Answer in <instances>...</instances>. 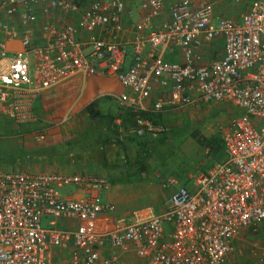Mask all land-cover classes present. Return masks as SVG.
<instances>
[{
	"label": "built area",
	"instance_id": "built-area-1",
	"mask_svg": "<svg viewBox=\"0 0 264 264\" xmlns=\"http://www.w3.org/2000/svg\"><path fill=\"white\" fill-rule=\"evenodd\" d=\"M139 1L142 19L126 28L127 0H0V116L37 125L39 96L76 74L116 77L121 110H143L157 83L153 112L222 102L240 110L220 126L224 158L211 159L193 188L166 179L163 188L173 189L162 213L144 206L105 222L115 211L102 197L107 176L0 167V264H114L127 250L147 264H228L239 233L261 227L264 0H251L239 17H218L212 2ZM218 38L224 51L209 57L204 46ZM176 49L181 62L168 57ZM54 249L69 257L56 259Z\"/></svg>",
	"mask_w": 264,
	"mask_h": 264
},
{
	"label": "crops",
	"instance_id": "crops-1",
	"mask_svg": "<svg viewBox=\"0 0 264 264\" xmlns=\"http://www.w3.org/2000/svg\"><path fill=\"white\" fill-rule=\"evenodd\" d=\"M251 0H241L239 3H233L230 0H195L197 3L202 2H212L215 7V13L219 16H231V17H239L241 12L248 7L249 2ZM171 4L168 1L167 6L169 7ZM143 10L141 8V4L139 0H127L126 2V15L124 18V24L126 28H129L136 21H140L142 19ZM70 18V17H69ZM121 38L126 41V43L130 46L131 35L126 33L121 34ZM205 54L209 57H215L222 55L224 51V45L221 38L214 40L210 46H204ZM168 57L175 61H182V53L180 49H176L174 52L170 53ZM155 91L151 95L150 98L146 99L142 102L141 107L143 110L149 111L151 110V106L158 95H161L162 89L159 84L155 83L154 85ZM125 91V88L117 81L114 76H103V75H81L76 74L70 77L68 81L65 83L49 89L43 92L36 103L37 111L41 110V104L45 109L51 107L52 105H57L59 101L65 102L63 109L72 110L74 113L87 111V107L94 100H97L98 103H101L100 98L105 101L114 102L116 110H119V106L116 100L113 98V95H117ZM61 103V102H60ZM201 107H185V108H177V109H166L161 115H165L167 113H172L181 109H198ZM85 114V113H84ZM41 118L40 123L34 126H23L20 127L24 133L22 134L25 139V149L23 161L17 160L12 163V167L9 168H19L28 171L34 172H51L56 170L62 171H70V172H80L79 169L81 167L92 166L91 159L96 160L99 159L102 164L100 157V143L96 137L92 138L87 136V140H84L81 137L84 132L80 130L77 132L78 137H64L62 140L59 136H50L47 134L48 131L53 130L54 128H47L48 126H44L45 119H43L42 115L39 113ZM230 118L232 120L235 118ZM46 124V123H45ZM94 122L92 121V125ZM66 127V126H65ZM64 127V128H65ZM90 127V126H89ZM82 128V127H81ZM93 131V128H91ZM64 132V130H63ZM81 135H80V134ZM91 134V131H89ZM67 133L66 135H68ZM75 136V135H74ZM203 150V149H202ZM48 151V153H46ZM52 151V153H51ZM200 151H198L199 154ZM203 152L206 151L205 149ZM94 157V158H93ZM98 157V158H97ZM72 161L69 164L70 160ZM77 159V160H76ZM84 159V160H83ZM87 159V160H85ZM95 162V161H94ZM103 167H105L102 164ZM94 169V168H93ZM106 170V168H104ZM102 169L99 172L102 175H105L111 181V187L107 191L102 194V197L105 201H109L115 205V211L110 215H102L101 220L105 222L106 220L110 221L119 216L130 217L133 211L139 207L150 206L157 213H162L164 210V198L166 195L173 189L163 188V184L166 179L162 180L161 185L163 190L165 191H157L156 189L150 188L146 185L142 184V180L144 181V177L139 179L136 176H131L129 180H126L124 175L120 172H108ZM94 171V170H93ZM114 175V176H113ZM148 175V174H147ZM114 177V181L112 180ZM175 177V176H171ZM177 178V177H176ZM178 180V179H177ZM179 182V180H178ZM179 184H181L179 182ZM185 185V184H182ZM160 193L163 194L162 201H158L160 197ZM165 193V195H164ZM63 222V221H62ZM70 221H64L63 226H68ZM61 224V223H60ZM66 224V225H64ZM247 232V233H246ZM252 231H241L239 235L235 238L233 250L229 256L228 264H237L232 262V255L235 250V245L238 243H242L244 241L245 236L248 237V233L250 234ZM252 234V233H251ZM263 250V249H262ZM124 252H118L119 258L122 256ZM56 259H65L69 257V249L61 250L54 249L53 252ZM260 256V254H259ZM259 259V258H258ZM259 261H255L253 264H258ZM98 264H102L99 262ZM245 264V263H244Z\"/></svg>",
	"mask_w": 264,
	"mask_h": 264
},
{
	"label": "rangeland",
	"instance_id": "rangeland-1",
	"mask_svg": "<svg viewBox=\"0 0 264 264\" xmlns=\"http://www.w3.org/2000/svg\"><path fill=\"white\" fill-rule=\"evenodd\" d=\"M103 99L100 98L101 103L97 105L103 113H107L109 109L114 110L116 108L114 102ZM64 105L65 102L59 101L57 105L54 104L45 109L41 104L39 113L45 119L44 126L47 125L48 129L54 128L47 132L48 135L59 136L64 140V137L69 135V137L77 138V132L83 130L84 134L81 137L84 140H87V136L91 138L92 135L93 137H97V132L94 129L93 131L91 130L93 128V119L87 111L74 113L72 110L63 109ZM239 113L240 110L236 106L231 103L222 102L219 104H206L203 108H199V110L181 109L156 118L159 123L154 126V129L150 133V141L152 142L151 146H155L157 150L155 156L149 161V173L144 176L145 179L141 183H150L151 185L146 186L163 192L162 180L175 176L181 184L193 188L195 175L208 169L212 159L208 154V149L199 144V139L220 135V126L229 122L230 118ZM175 127H179L181 132H183L179 138L170 137L166 141L160 140L162 136H160L159 132L169 131ZM89 131H91V134ZM23 133L24 131L20 129V126L10 122L8 118L0 116V167H12V163L15 161H23L26 146L25 139L22 136ZM67 133L69 134L66 135ZM194 134L196 137H194ZM202 149H205L206 154ZM198 151H200L199 154ZM69 160V164H71L72 161L71 159ZM91 162H93L92 166L86 165L84 168L81 167L79 171L94 170L101 172L102 169L105 170L99 159H91ZM61 190L67 191L72 190V188H63ZM162 195L160 193L158 201H162ZM251 233H248V237L245 236L242 243L235 245V250L231 257L232 262L237 264H253L256 260L259 261V254L264 249V221L257 232ZM110 254L112 253H105V256H109ZM114 264L147 263L140 259L132 250H127L120 258L118 257V260Z\"/></svg>",
	"mask_w": 264,
	"mask_h": 264
},
{
	"label": "trees",
	"instance_id": "trees-1",
	"mask_svg": "<svg viewBox=\"0 0 264 264\" xmlns=\"http://www.w3.org/2000/svg\"><path fill=\"white\" fill-rule=\"evenodd\" d=\"M98 101L94 100L87 107L89 116L93 119V129L97 132V139L100 143V157L102 164L110 173L121 172L126 180L131 176L142 179L148 172L149 161L155 156L156 148L151 146V130L147 126L138 123V119L151 122L153 126L158 124L156 118L161 117V113L151 110L123 109L117 111L116 108L109 109L103 113L97 107ZM121 117V122L115 121L116 117ZM143 127V132L139 129ZM179 127L169 131L159 132L161 141H166L170 137L179 138L182 135ZM194 137L196 135L194 134ZM199 144L208 149V154L212 159H221L224 155V143L220 135L204 137L199 139ZM114 176V175H113ZM114 181V177H112Z\"/></svg>",
	"mask_w": 264,
	"mask_h": 264
}]
</instances>
